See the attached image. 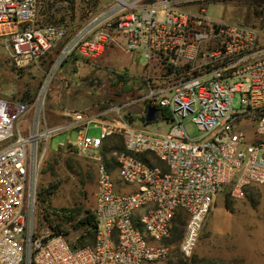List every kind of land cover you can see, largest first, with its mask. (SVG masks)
<instances>
[{
  "label": "built area",
  "instance_id": "built-area-1",
  "mask_svg": "<svg viewBox=\"0 0 264 264\" xmlns=\"http://www.w3.org/2000/svg\"><path fill=\"white\" fill-rule=\"evenodd\" d=\"M206 1L216 0H113L70 35L35 25L39 0H0V42L18 67L40 63L66 41L33 103L6 98L0 89V264H159L170 255L167 243L183 212L180 251L190 259L216 195L231 186L242 199L248 188L264 185V29L213 19L201 7ZM109 48L143 62L138 91L106 111L118 119L94 122L98 137L89 136L93 121L78 113L68 124L49 126L45 102L61 64L75 53L96 59ZM148 106L170 112L167 121L158 110L169 124L165 133L127 121L126 115L145 116ZM71 129L79 134L70 147L82 152H98L120 135L125 151L113 155L122 183L132 187L117 193L109 168L99 166L96 241L79 249L64 236L35 231L42 145Z\"/></svg>",
  "mask_w": 264,
  "mask_h": 264
},
{
  "label": "rangeland",
  "instance_id": "rangeland-1",
  "mask_svg": "<svg viewBox=\"0 0 264 264\" xmlns=\"http://www.w3.org/2000/svg\"><path fill=\"white\" fill-rule=\"evenodd\" d=\"M217 1V2H216ZM201 5L207 15L225 23H243L264 29V11L255 7L252 0H216ZM113 0H39L35 25L40 28L56 26L67 28L70 35L81 30L93 18L102 13ZM66 42V41H65ZM59 44L46 53L36 65L20 68L6 53L0 42V89L6 98H17L30 91L38 94L53 63L65 45ZM142 61H135L125 52L110 48L96 59L84 58L75 53L66 59L49 84L45 102V119L49 126L68 124L75 115L81 114L90 125L89 136L98 137L101 127L98 120L118 119L117 114L106 113L113 106L126 102L129 92L136 93ZM144 93V92H143ZM236 110L241 109V97L236 94L233 101ZM127 121L135 128L165 133L169 124L158 121L146 126L142 119L131 116ZM22 128H28L32 117L28 116ZM191 136L197 137V129L186 122ZM79 132L68 130L44 142L46 149L43 166L39 174L38 193L50 185L59 189L49 203L39 199L35 209V231L39 236H49L51 230L46 216L57 223L65 222L64 216L77 212L83 215L95 209L98 188V168L106 164L112 173L117 193H129L132 187L124 186L116 162L115 148L122 145L121 137L115 136L98 152H82L71 148L76 145ZM156 160L154 163H158ZM160 163V162H159ZM124 190H123V189ZM229 204L230 209L226 207ZM186 218L188 216L183 212ZM177 219V218H176ZM175 219V220H176ZM176 223L174 224L175 227ZM70 229L71 224H65ZM186 229V227L184 228ZM81 232H71L67 239L81 245ZM172 233L168 241L170 255L159 264H264V185L246 190L245 197L237 199L232 187H224L215 197L207 216L200 240L192 258H185L180 251V242H173Z\"/></svg>",
  "mask_w": 264,
  "mask_h": 264
},
{
  "label": "trees",
  "instance_id": "trees-1",
  "mask_svg": "<svg viewBox=\"0 0 264 264\" xmlns=\"http://www.w3.org/2000/svg\"><path fill=\"white\" fill-rule=\"evenodd\" d=\"M250 2L255 7H258V8H261L264 10V0H252ZM263 13H264V11L260 12L259 14H263ZM15 99L23 101V102H27V103H33L34 100L36 99V94H32L28 90V91L24 92L23 96H20L19 99H17V98H15ZM158 110L161 113L163 120H167V121L171 120V114H170V112H168V110H166L164 108H159ZM125 117L129 120L132 119V117H130L128 115H126ZM139 119H142V121L144 122V124L146 126L149 125L145 120V116H143L142 118H139ZM115 136H117V135L112 136L111 138L106 140L105 143L108 142L109 140H113ZM118 136H120V135H118ZM121 142H122V145L118 149L115 148L119 152L125 151V145H124V141H123L122 137H121ZM105 143H104L103 147H105ZM141 157L143 159H146L144 156H141ZM157 162H158L157 165H160V166L162 165L161 163H159V161H157ZM58 189H59L58 185H50L47 189H43L40 193H38L40 201L44 204L49 203L51 201L52 197L58 191ZM39 199H38V201H39ZM226 207L230 209V206L228 203L226 204ZM45 219H46L47 224L51 230V237H53V236H64L66 238V240L70 243V245L74 249L84 248L87 246H93L95 241H96V234H97V230H98V221H97V218L95 216L94 210L86 211L81 216L77 212H72L70 215L64 216L65 222H63V223H57L55 220H51L48 215L46 216ZM187 222H188V218H186V216H184V214L178 215L177 219L175 220L176 225L173 229V234L175 235L173 242H180L182 240L184 232H185L184 228L186 227ZM68 223L71 224V228L65 229L64 225L68 224ZM71 232H73V233L81 232V234L79 236V242L81 243V245L73 244L67 239L68 235Z\"/></svg>",
  "mask_w": 264,
  "mask_h": 264
},
{
  "label": "water",
  "instance_id": "water-1",
  "mask_svg": "<svg viewBox=\"0 0 264 264\" xmlns=\"http://www.w3.org/2000/svg\"><path fill=\"white\" fill-rule=\"evenodd\" d=\"M145 120L148 124H152L154 122L160 121L161 118L159 116L158 109L148 106L146 109Z\"/></svg>",
  "mask_w": 264,
  "mask_h": 264
},
{
  "label": "crops",
  "instance_id": "crops-1",
  "mask_svg": "<svg viewBox=\"0 0 264 264\" xmlns=\"http://www.w3.org/2000/svg\"><path fill=\"white\" fill-rule=\"evenodd\" d=\"M109 49H110V48H109ZM109 49H108V50H109ZM112 49H114V48H112ZM115 50L118 51V50H120V49L115 48ZM81 56H82V55H81ZM83 57H84V58H87V57H85V56H83ZM129 93H130V92H129Z\"/></svg>",
  "mask_w": 264,
  "mask_h": 264
}]
</instances>
